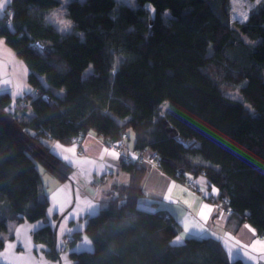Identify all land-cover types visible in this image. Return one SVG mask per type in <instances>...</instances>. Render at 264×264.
<instances>
[{
    "label": "trees",
    "instance_id": "trees-1",
    "mask_svg": "<svg viewBox=\"0 0 264 264\" xmlns=\"http://www.w3.org/2000/svg\"><path fill=\"white\" fill-rule=\"evenodd\" d=\"M136 1L68 0L67 33L47 21L62 0H11L1 15L0 37L28 65L34 91L20 99V115L0 94V232L47 216L38 164L61 180L73 172L43 138L68 144L95 132L119 153L132 144L142 158L156 154L194 190L204 176L234 228L247 222L264 237V0L243 22L232 20L231 0ZM121 166L131 180L89 217L94 249L66 254L74 264H244L216 237L176 242L177 219L139 208L140 159ZM34 238L58 259L51 225Z\"/></svg>",
    "mask_w": 264,
    "mask_h": 264
},
{
    "label": "crops",
    "instance_id": "crops-1",
    "mask_svg": "<svg viewBox=\"0 0 264 264\" xmlns=\"http://www.w3.org/2000/svg\"><path fill=\"white\" fill-rule=\"evenodd\" d=\"M10 3L11 0H5L4 8L0 9L1 15L6 13ZM0 42V94L8 92L12 96L13 108L20 115L23 112L22 106L20 103L17 106L14 101L33 93L34 88L28 83L30 69L4 37H0ZM26 112L31 117L29 107ZM43 140L56 155L73 167V172L66 180L41 172L44 195L49 202L47 216L33 222H8L7 230L0 232V264H74L70 256L62 260L52 258L49 244L35 240V233L47 224L56 232V250L63 245L68 235L77 234L78 240L72 243L70 253L92 251L94 244L86 234V226L89 217L93 215H89L87 205L91 203L104 207L111 199L112 188L131 180L130 172L122 168L121 161L130 159L135 162L142 154L129 144L123 153H118V158H114L109 152L115 150L95 132L88 133L79 142L68 144L46 136ZM79 150H83L84 154L79 155ZM65 156L69 159L65 160ZM142 165L147 169L142 181L146 196L140 200L139 206L149 211L165 209L177 219L183 232L179 236L181 239H176V242L187 237L212 236L223 242L230 261L264 263V237H260L247 222L234 228L230 215L219 202L218 189L205 177L204 180H198L199 176L195 179L191 175L187 176L194 179L198 187L194 190L185 180H177L168 175L156 163L146 162ZM205 205L212 209L210 213ZM202 211L206 219L201 215ZM186 226L188 232H185ZM85 239L91 243L85 244Z\"/></svg>",
    "mask_w": 264,
    "mask_h": 264
},
{
    "label": "rangeland",
    "instance_id": "rangeland-1",
    "mask_svg": "<svg viewBox=\"0 0 264 264\" xmlns=\"http://www.w3.org/2000/svg\"><path fill=\"white\" fill-rule=\"evenodd\" d=\"M67 1L68 0H62L61 5L55 11H53L51 14H49L47 16V21L52 23V24H54L56 26V28L58 29V31H60L62 33L71 32L72 29H73V23L71 22L70 18L67 16V8H66ZM261 1L262 0H231L232 20L233 21H239V22L246 21L248 19L249 12L251 11V9L254 8ZM117 2L118 3L119 2L120 3H125V4L131 5V6H136L137 5V1L136 0H117ZM148 6L150 8H152V6H150L149 4H148ZM0 17H1V14H0ZM92 70H93V68L91 66V67L88 68L87 73L92 72ZM28 83L31 85V83L29 82V79H28ZM233 95L235 96V98H240L238 94H233ZM19 102H20V99H15V101H14V103H16L17 106H19ZM167 107H168V104L163 105V109H166ZM29 117L30 116L28 114H25V118H29ZM73 139L76 140V141L80 140L78 137H74ZM78 154L79 155H83L84 154L83 150H79ZM150 155L151 154H148V155L144 156V161L140 160V163L143 164L144 162L150 160V157H149ZM141 158L142 157H139V159H141ZM38 167H39L41 172L44 171V168H43V166L41 164H38ZM199 179H201V180L203 179L204 180V176H202V175L199 176L198 180ZM102 208L103 207H101V209ZM139 208L142 209L140 206H139ZM7 228H8V225H7ZM6 230H4V231H6ZM65 241L67 243H69V249H67L66 254L70 255V245L75 241V239H74V237L72 235H68L65 238ZM63 247L64 246L61 245L57 249V253H59L58 259L59 258L63 259L65 257V256L64 257L60 256V253L62 255H64V253H62Z\"/></svg>",
    "mask_w": 264,
    "mask_h": 264
},
{
    "label": "snow or ice",
    "instance_id": "snow-or-ice-1",
    "mask_svg": "<svg viewBox=\"0 0 264 264\" xmlns=\"http://www.w3.org/2000/svg\"><path fill=\"white\" fill-rule=\"evenodd\" d=\"M4 6H5V0H0V9H3ZM0 43H2V42H0ZM5 83L7 84L8 82L5 81ZM68 151H73V150H72V149H69ZM105 152H108V150L105 149ZM109 155H111V156L114 157V158H118V157H119V154L116 153L115 151L109 152ZM64 159H65V160H68L69 157L65 156ZM213 191H216V190L213 189ZM100 207H102V206H95V205L89 203V204L87 205V209H88L89 215H93V216H94V215H97L98 212H99ZM204 207L207 209V211H208L209 213L212 211V209L209 208L207 205H205ZM201 215L204 216L205 219L207 218L206 214H205L203 211L201 212ZM188 230H189V229H188L187 226H186V227H185V232H188ZM69 231H70V230H69ZM180 239H181V237H177V241H179ZM84 243H85V244H90L91 241H88L87 239H85V242H84ZM87 250H90V249H87Z\"/></svg>",
    "mask_w": 264,
    "mask_h": 264
},
{
    "label": "built area",
    "instance_id": "built-area-1",
    "mask_svg": "<svg viewBox=\"0 0 264 264\" xmlns=\"http://www.w3.org/2000/svg\"><path fill=\"white\" fill-rule=\"evenodd\" d=\"M44 96H45V98L46 99H50V96L48 95V94H44ZM79 140V139H78ZM74 141H76V140H74ZM111 147L116 151V152H120V150H121V145H119V144H117V145H111ZM146 156V155H145ZM150 157V160L152 161V162H154V163H156L158 166H159V163L157 162V158H156V154H153L152 156L150 155L149 156ZM141 161H144V158H141L140 159ZM69 239V238H68ZM68 241V240H67ZM63 249H62V253H64V255H62L61 253H60V256H62V257H64V256H66V252H67V249H68V247H69V243H67L66 241H65V243L63 244Z\"/></svg>",
    "mask_w": 264,
    "mask_h": 264
}]
</instances>
